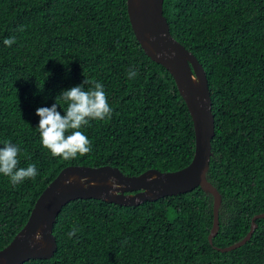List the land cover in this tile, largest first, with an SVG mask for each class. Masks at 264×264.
Here are the masks:
<instances>
[{"label": "trees", "instance_id": "16d2710c", "mask_svg": "<svg viewBox=\"0 0 264 264\" xmlns=\"http://www.w3.org/2000/svg\"><path fill=\"white\" fill-rule=\"evenodd\" d=\"M163 16L207 77L215 124L207 179L221 195L215 238L209 243L212 197L200 188L135 207L79 199L57 216L51 259L25 264H264V219L245 245L218 250L264 213V0H164ZM9 37L11 47L3 44ZM85 79L103 85L113 114L82 129L89 154L52 157L36 110ZM5 141L21 148L19 167L36 164L39 175L16 186L0 175V250L63 168L175 172L195 146L188 109L135 39L126 0H0V147ZM74 225L80 231L69 239Z\"/></svg>", "mask_w": 264, "mask_h": 264}, {"label": "water", "instance_id": "95a60500", "mask_svg": "<svg viewBox=\"0 0 264 264\" xmlns=\"http://www.w3.org/2000/svg\"><path fill=\"white\" fill-rule=\"evenodd\" d=\"M164 0H126L127 14L135 39L145 55L163 67L173 78L179 95L190 114L195 146L191 162L175 172L147 170L127 177L117 168L67 166L38 197L24 227L12 242L0 250V264H23L30 259H50L56 251L52 230L62 207L78 199H95L123 207H135L163 197L177 196L200 188L212 197L213 223L208 235L212 243L219 229L221 195L208 181L212 157L211 141L215 134L212 101L204 68L194 55L170 34L163 16ZM73 178L65 186L64 181ZM95 182V186H91ZM89 185V187H87ZM252 218L249 232L237 243L220 252H230L247 243L257 228ZM40 233L42 239L34 237Z\"/></svg>", "mask_w": 264, "mask_h": 264}, {"label": "clouds", "instance_id": "9594fccd", "mask_svg": "<svg viewBox=\"0 0 264 264\" xmlns=\"http://www.w3.org/2000/svg\"><path fill=\"white\" fill-rule=\"evenodd\" d=\"M14 43H16L14 37H9L3 40V44L8 47H11ZM136 75L137 73L133 69H129L127 72L128 79H133L136 77ZM84 85H89V87L86 89ZM61 104L66 106L63 109L65 113L63 116L57 110ZM112 114L113 109L109 104L103 85L96 82L94 79H85L83 85L74 86L68 90L62 91L56 97V101L51 107H40L36 110V115L40 118L37 129L39 131L41 144L50 152L52 157L60 158L65 161L76 159L78 156H85L92 151V142L87 137V135H85L82 129L89 126L90 121H103L110 119ZM20 155L21 148L15 144H12L10 141H5L4 146L0 147V175L7 177L13 186H16L28 179L35 180L37 175H39L36 164H29L27 167H19ZM24 155L30 159L26 152ZM64 183L65 186L72 184L73 178L66 179ZM91 186H95V182H93ZM87 187H89V185ZM79 231L80 229L74 225L73 228L67 233L68 238L71 239ZM34 239L39 242L42 239L41 234L37 233Z\"/></svg>", "mask_w": 264, "mask_h": 264}]
</instances>
